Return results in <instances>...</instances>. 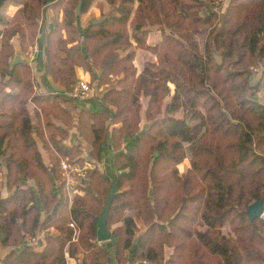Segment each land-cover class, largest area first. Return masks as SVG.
Instances as JSON below:
<instances>
[{
  "label": "trees",
  "instance_id": "16d2710c",
  "mask_svg": "<svg viewBox=\"0 0 264 264\" xmlns=\"http://www.w3.org/2000/svg\"><path fill=\"white\" fill-rule=\"evenodd\" d=\"M79 2L83 12L93 0L0 5L17 7L11 16L0 15V173L6 169L8 190L5 197L0 191V233L9 249L0 264H67V257L74 264H107L105 249L96 243V221L112 181L106 226L116 238L118 264H223L219 255L206 252L197 231L223 248L230 264H264V218L250 221L245 213L264 198V82L261 76L252 80L254 67L264 73V0H229L219 11L213 9L217 0H107L112 11L83 32L85 52L78 44L69 46L80 35ZM47 3L55 16L62 10L45 40L47 73L66 92L78 80L77 67L90 74L95 88L110 84L101 100L114 108L112 117L83 109L72 115L74 98L35 94L30 67L9 68L11 40L17 35L21 52L35 43ZM153 27L161 35L150 44ZM206 30L200 52L193 34ZM133 46L155 57L139 75ZM141 97L147 98L144 119L151 126L138 136ZM55 120L76 123L87 157L80 156L78 144L62 142L66 131ZM115 123L110 139L116 172L109 175L98 164ZM33 134L50 165L43 163ZM124 136L132 139L126 149ZM187 154L189 168L179 175L177 165ZM61 158L80 165L89 158L94 164L71 200ZM20 176L35 189L23 187ZM126 209L142 221L139 234L133 216L119 218ZM71 220L78 226L76 241ZM39 227L56 231L45 235L40 252L23 244Z\"/></svg>",
  "mask_w": 264,
  "mask_h": 264
},
{
  "label": "crops",
  "instance_id": "0c3cea01",
  "mask_svg": "<svg viewBox=\"0 0 264 264\" xmlns=\"http://www.w3.org/2000/svg\"><path fill=\"white\" fill-rule=\"evenodd\" d=\"M135 7H136V3L132 5V9H134ZM16 9L17 7L10 3L6 5H2L0 6V15L11 16L14 14ZM112 9L113 7L107 2V0H93L91 5L85 11L81 12L79 10V12H76L77 17H76L75 25L77 26L80 35H79V38L76 39L74 43L69 44V46L78 44L81 47L82 52H85L84 49L82 48L84 30L87 28L90 22L93 23L94 20L101 21L102 16H105L106 14L110 13ZM61 16H62V10L60 9L55 16L52 8L50 7V4L48 3L43 8L42 16L39 21L36 40L33 45L34 50L32 51L30 50V52H33V55L31 57L25 56V54L20 51V47H19L20 45H19V40L17 38V35L11 40L12 46L14 47V54L9 58V61H10L9 68H12L14 66L13 65L11 67L10 65L13 62L14 57L16 56V53L19 52L20 59H22L23 62H17V63L27 64L30 67L32 77H33V90L35 94H64V95H67L66 89L59 83L54 82L51 76L46 71L45 40H46L47 34L52 30L55 20L56 21L60 20ZM3 28H4V25L0 22V31H2ZM149 30L150 32L148 35V42L150 44H154L156 41L160 39V35H161L160 31L154 27L149 28ZM131 50L134 52L133 64L136 66L137 73L139 75L142 72V68H138L137 63L135 62L136 60H134L135 58H138L137 53H139V51H141V54L143 53L142 54L143 59L141 61H144L145 63L148 61L155 60V57L149 51L141 49V48H137L133 46ZM75 74L78 80L79 79L85 80L86 77L90 78V74L88 72L83 71L82 68L80 67L76 68ZM98 89H102V87L100 86ZM170 89L172 93L173 86H170ZM9 90H10L9 88H5L6 92H8ZM140 103H141V114H142V119L140 122V129H141L144 124L146 123L151 124V122H146L144 119V111L147 105L146 104L147 98L141 97ZM71 108H72V111H71L72 115L74 114V112H77L83 109V110H89V111L98 112V113L107 111L110 113L109 118L113 116V109H111L101 99H98V98H93L89 101H82V100L74 99L73 102L71 103ZM38 111L40 112L41 110L38 108ZM30 112H31L32 119L35 120L33 106L30 107ZM180 113H182L181 110L176 112L175 116L179 117ZM55 122L58 126H60L66 131V136L64 137L62 142L67 145L78 144L81 149L80 156L87 157V154L85 152V149L87 148V146L84 143V141L80 139V136L76 128V123L74 122L71 125H64L61 122H59V120H55ZM117 126H119V124L117 123L111 124L109 126V131L106 137V141L102 147L101 162L98 164L100 169L103 170L105 174L108 173L109 175H113L116 172L115 166H114L115 151L112 149V142L110 139V135H111L110 129L113 127H117ZM33 136L36 140V144L41 153L43 163L46 164L47 166L50 165L48 152L42 147L40 139L36 137L35 134H33ZM131 142H132V139L129 136H124L121 142L122 149L128 148ZM87 161L90 162L94 167V164L91 162L92 160L90 161V159L87 158ZM180 164L183 167V170L179 168ZM177 168H178L179 175L184 174L186 170L189 168L188 157H186L181 163H179L177 165ZM50 176H52L51 173H50ZM19 180L23 187L29 186L30 188L35 189L34 184L31 181L27 180L25 177L20 176ZM0 191L3 197L7 196L8 190H7V185H6V169L5 168L0 173ZM43 218H44V214L42 213L41 220ZM136 225L140 227V225L137 224V222H136ZM141 227H143V224L141 225ZM55 232L56 231L53 227H47V228L39 227L34 235L32 236L26 235L24 237L25 242L23 244L25 243L31 244V246L33 247L35 251L40 252L43 249L44 244H45V239H44L45 235L52 234ZM32 237L36 238V241L35 242L33 241L34 243L30 241ZM3 238H4V234L0 233V260L3 259L4 256L9 251V249L5 248L2 244ZM96 243L105 249L107 253V264H118L115 258L116 238L112 236V234L109 240L98 242L96 239ZM214 254H218L221 257L223 264H225L221 253H214ZM66 256H67V253H66ZM74 263H75L74 258L67 257V264H74ZM126 264H130V261L128 260Z\"/></svg>",
  "mask_w": 264,
  "mask_h": 264
},
{
  "label": "rangeland",
  "instance_id": "374dc122",
  "mask_svg": "<svg viewBox=\"0 0 264 264\" xmlns=\"http://www.w3.org/2000/svg\"><path fill=\"white\" fill-rule=\"evenodd\" d=\"M228 1L229 0H217V2H216V4H214V6H213V9L215 10V9H217L218 11H219V9L221 10V9H225L226 8V6H227V4H228ZM207 34H208V31L206 30V31H203V32H201V33H198V34H193V36H194V38H195V41H196V43H197V47H198V50L200 51V52H203V46H204V43H205V39H206V37H207ZM34 45V44H33ZM33 45L27 50V51H25V52H23L24 54H25V56H28V52H30V50L32 51V50H34V47H33ZM138 54V58H135L134 60H136L135 62L137 63V67L138 68H142L143 69V66H144V64H145V62L144 61H141L143 58V53L141 54V51H139V53H137ZM253 72H252V80L253 79H257V77H259V76H261L262 77V80H263V82H264V73H263V71H262V67L261 66H258V67H254L253 69ZM85 80H87V81H89L90 80V78H88V77H86L85 78ZM93 83H95L96 84V81H93ZM109 85L110 84H103V85H101V87H102V89H98L97 91V94H95V96L93 97V98H98V99H101V94H103V92L107 89V88H109ZM258 98H260L261 100L263 99V93H262V91H260V95H259V97ZM110 107V106H109ZM111 109H113L114 110V108L113 107H110ZM186 145V144H185ZM187 146V145H186ZM187 157H188V159H189V155L187 154ZM179 168L181 169V170H183V167L181 166V164L179 165ZM135 211L134 210H131V209H126L122 214H119V218L121 219V217L123 216V215H131V216H133V218L136 220V222H137V224H139L140 225V227H138V232L136 233V234H139L142 230H143V228H144V226L143 227H141V225H142V221L139 219V218H136L135 217V213H134ZM70 222H73V224H74V227H71L70 225V227L72 228V230H73V234H72V241H76V238H77V236H78V234H76V235H74V230H76L77 231V233H78V226H77V224L73 221V220H71ZM70 222H69V224H70ZM117 223H113L112 224V226L114 225H116ZM195 236L196 237H198L197 239H198V241L201 243V245L205 248V250H206V252H208V253H222L223 252V259L225 258V257H227V255H226V252L224 251V249L223 248H221L220 246L218 247L217 245H215V244H213L212 242H209V241H207V238H205L204 236H201V232L199 231H197L196 233H195ZM135 240H137V237L135 238ZM217 248H220L221 249V251L222 252H220V249H217ZM218 255V254H217ZM81 257V256H80ZM226 262H225V264H230V260L228 259V257L226 258Z\"/></svg>",
  "mask_w": 264,
  "mask_h": 264
},
{
  "label": "built area",
  "instance_id": "2783aa9c",
  "mask_svg": "<svg viewBox=\"0 0 264 264\" xmlns=\"http://www.w3.org/2000/svg\"><path fill=\"white\" fill-rule=\"evenodd\" d=\"M33 52H28V57H31ZM98 89L89 83L87 80L79 79L77 82L71 87V89L66 92L69 97H72L76 100H91L97 94ZM93 165L85 161L82 165L79 163L68 160L67 158H61L59 162L60 175L64 181V187L68 194L69 200H71L74 194L80 193V190L77 188L81 179L85 178L86 169H91ZM264 218V213L262 215ZM71 227H74L73 222L69 224ZM77 234V231L74 230V235ZM31 242H35L36 238L32 237L30 239ZM33 242V243H34Z\"/></svg>",
  "mask_w": 264,
  "mask_h": 264
},
{
  "label": "water",
  "instance_id": "95a60500",
  "mask_svg": "<svg viewBox=\"0 0 264 264\" xmlns=\"http://www.w3.org/2000/svg\"><path fill=\"white\" fill-rule=\"evenodd\" d=\"M3 2V0H0V5ZM80 3L77 6L76 12H79L80 10ZM100 20H94L93 23H97ZM17 62H23L22 59H20L19 52L16 53V56L14 57L13 62L11 63V67L15 65ZM95 74V78H96ZM151 124L146 123L143 125V127L137 132L138 136L143 135L144 133L147 132V130L150 128ZM110 193L109 196L107 197L105 203L102 206L101 212L97 217L96 225H97V230H96V239L98 242L106 241L111 238V232L110 230L107 229L106 226V217L108 214V210L114 195V181L111 182L110 184ZM248 219L250 221L254 220L255 218H262V215L264 213V198H261L260 200L253 201L250 203L245 211ZM137 241V240H135Z\"/></svg>",
  "mask_w": 264,
  "mask_h": 264
}]
</instances>
